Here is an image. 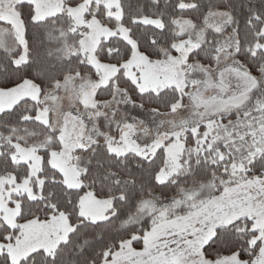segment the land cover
Here are the masks:
<instances>
[{
    "label": "snow or ice",
    "instance_id": "1",
    "mask_svg": "<svg viewBox=\"0 0 264 264\" xmlns=\"http://www.w3.org/2000/svg\"><path fill=\"white\" fill-rule=\"evenodd\" d=\"M0 264H264V0H0Z\"/></svg>",
    "mask_w": 264,
    "mask_h": 264
}]
</instances>
